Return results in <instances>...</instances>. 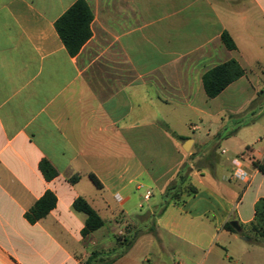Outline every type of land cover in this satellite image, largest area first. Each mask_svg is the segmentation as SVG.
<instances>
[{"label":"crops","instance_id":"crops-1","mask_svg":"<svg viewBox=\"0 0 264 264\" xmlns=\"http://www.w3.org/2000/svg\"><path fill=\"white\" fill-rule=\"evenodd\" d=\"M77 1L0 0V264H86L94 253L92 264H134L138 240L119 256L122 248L112 251L95 232L106 224L102 209L113 212L111 223L121 212L128 221L105 192L127 191L141 178L163 191L186 173L178 203L169 205L188 207L200 235L209 233L210 217L218 233L238 234L224 228L232 221L242 232L264 199V173L254 165L264 160V137L220 150L229 140L220 130H209L220 140L210 145L175 125L183 113L190 131L200 130L195 117L209 115L219 96L227 103L250 88L264 91V0H84L91 36L71 54L55 23ZM224 31L236 49L223 44ZM232 59L245 75L208 97L203 75ZM188 139L191 152L183 148ZM230 151L234 156H225ZM44 162L55 176L46 177ZM237 168L247 181L234 177ZM47 191L55 207L30 221ZM79 197L104 221L88 234L86 214L73 206ZM166 219L165 212L157 225L168 227ZM241 236L252 241V234Z\"/></svg>","mask_w":264,"mask_h":264},{"label":"rangeland","instance_id":"rangeland-1","mask_svg":"<svg viewBox=\"0 0 264 264\" xmlns=\"http://www.w3.org/2000/svg\"><path fill=\"white\" fill-rule=\"evenodd\" d=\"M245 3L247 2L240 1L239 6ZM261 80L263 84L264 76ZM261 89L264 90L262 87ZM263 96L264 91L254 94L251 88L236 95L227 103L223 102V96H219L207 107L209 115L195 117L193 122L200 130L190 131L184 123L183 113H180L181 119L177 121L175 129L178 132L185 131L196 139L202 136L210 145L220 140L217 137L211 139L207 133L209 130H220L218 132L223 135L222 139L229 138L219 143L220 150L224 147L239 150L244 141L252 145L256 138L264 137V99L259 105L255 104ZM248 99L251 100L248 107L245 110H238L237 108ZM192 145L187 152L192 151ZM225 156H234V152L230 151ZM214 157L219 162L224 161L218 153L214 154ZM93 189L97 192L96 188ZM148 190L152 196L145 199ZM164 191H161L155 182L143 178L131 183L127 191H106L105 196L109 199L111 207L126 211V219L129 222L124 221L125 215L121 212L117 217L118 225L115 222L111 223L114 218L113 212L108 208L102 209L101 216L106 220V224L95 232V235L102 236V244L104 241H111L110 248L113 251L122 247L124 236L136 233L138 241L132 254L134 264H264V242L259 237L252 234V241H246L239 234H226L221 231L218 233L211 217L210 227H207L209 233L200 235L196 227L197 222L190 218L193 215L188 207L168 205L164 209ZM234 198L237 200L236 193ZM165 212L166 223L169 225L163 228L157 225L156 220ZM113 227L116 230H113ZM128 232L130 234H127ZM184 235L188 239H185Z\"/></svg>","mask_w":264,"mask_h":264},{"label":"trees","instance_id":"trees-1","mask_svg":"<svg viewBox=\"0 0 264 264\" xmlns=\"http://www.w3.org/2000/svg\"><path fill=\"white\" fill-rule=\"evenodd\" d=\"M92 21V13L88 4L84 0H78L67 12L55 23L56 29L63 40L65 46L71 54H76L82 48L84 43L90 38L91 30L90 23ZM223 44L228 49H236V44L232 36L224 31L221 35ZM245 75V70L234 59L219 64L212 69L208 70L203 75L204 89L208 97H217L224 89H226L232 82L238 80ZM254 165L262 173H264V160L254 161ZM42 168L47 178L55 176V170L44 162ZM51 170V171H50ZM91 181L98 187H102L101 181L94 175H89ZM76 178V177H75ZM74 178V180H75ZM187 179V174H180L178 179L167 186L163 192L165 199L164 209L171 203H178L181 193L183 192V184ZM192 193H197L195 187H190ZM56 205V197L50 191H47L45 195L39 199L30 213L27 214L30 221L34 222L44 216H46L51 209ZM74 208L86 214L85 227L83 234H88L101 228L104 225V221L99 213L83 198H77L73 203ZM224 228L238 233L240 235L254 234L264 242V199L261 198L255 206V217L250 225L242 232H238L231 222H226ZM136 233L128 236H124L123 242H121V253L123 255L127 252L136 241ZM98 253H94L86 262V264H92Z\"/></svg>","mask_w":264,"mask_h":264},{"label":"built area","instance_id":"built-area-1","mask_svg":"<svg viewBox=\"0 0 264 264\" xmlns=\"http://www.w3.org/2000/svg\"><path fill=\"white\" fill-rule=\"evenodd\" d=\"M249 154H250V150L246 148L241 156L244 157V156H248ZM233 174L235 178L243 181H247L249 178L248 173L241 170L240 168L235 169ZM150 196H151V191H147V193L145 194V199H149Z\"/></svg>","mask_w":264,"mask_h":264},{"label":"water","instance_id":"water-1","mask_svg":"<svg viewBox=\"0 0 264 264\" xmlns=\"http://www.w3.org/2000/svg\"><path fill=\"white\" fill-rule=\"evenodd\" d=\"M193 140L192 139H188L186 140L185 144L183 145V148L185 151H189L190 146L192 144ZM231 225L238 231H241V227L239 226L238 222L236 221H232ZM244 239H248L247 237H243Z\"/></svg>","mask_w":264,"mask_h":264}]
</instances>
